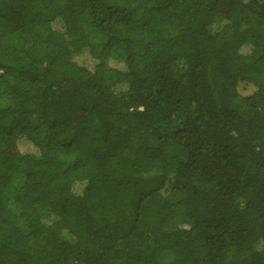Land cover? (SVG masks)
<instances>
[{
  "label": "trees",
  "instance_id": "1",
  "mask_svg": "<svg viewBox=\"0 0 264 264\" xmlns=\"http://www.w3.org/2000/svg\"><path fill=\"white\" fill-rule=\"evenodd\" d=\"M0 264H264V0H0Z\"/></svg>",
  "mask_w": 264,
  "mask_h": 264
},
{
  "label": "rangeland",
  "instance_id": "2",
  "mask_svg": "<svg viewBox=\"0 0 264 264\" xmlns=\"http://www.w3.org/2000/svg\"><path fill=\"white\" fill-rule=\"evenodd\" d=\"M1 103H2V101H1ZM20 147H22V148H23V146H22V145H20Z\"/></svg>",
  "mask_w": 264,
  "mask_h": 264
}]
</instances>
